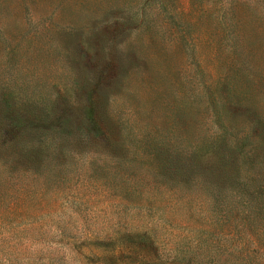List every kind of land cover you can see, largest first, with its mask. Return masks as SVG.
I'll return each mask as SVG.
<instances>
[{"label": "rangeland", "instance_id": "obj_1", "mask_svg": "<svg viewBox=\"0 0 264 264\" xmlns=\"http://www.w3.org/2000/svg\"><path fill=\"white\" fill-rule=\"evenodd\" d=\"M1 99L0 264H264V0H0Z\"/></svg>", "mask_w": 264, "mask_h": 264}, {"label": "trees", "instance_id": "obj_2", "mask_svg": "<svg viewBox=\"0 0 264 264\" xmlns=\"http://www.w3.org/2000/svg\"><path fill=\"white\" fill-rule=\"evenodd\" d=\"M0 105L6 109L4 114L0 116V122L3 126H8L10 129H27L33 128L35 130H39L43 136L48 135V118L47 119H40L37 122H34L31 118H26L18 113L14 108V105L11 104L9 100H2L0 101ZM49 124L56 130V124L52 121H49Z\"/></svg>", "mask_w": 264, "mask_h": 264}]
</instances>
